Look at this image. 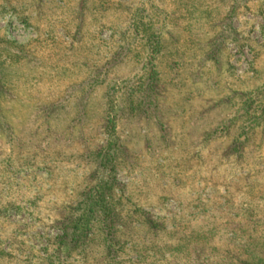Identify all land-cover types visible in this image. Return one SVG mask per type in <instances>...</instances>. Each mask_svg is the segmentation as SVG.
<instances>
[{
  "label": "rangeland",
  "instance_id": "obj_1",
  "mask_svg": "<svg viewBox=\"0 0 264 264\" xmlns=\"http://www.w3.org/2000/svg\"><path fill=\"white\" fill-rule=\"evenodd\" d=\"M0 264H264V0H0Z\"/></svg>",
  "mask_w": 264,
  "mask_h": 264
},
{
  "label": "trees",
  "instance_id": "obj_2",
  "mask_svg": "<svg viewBox=\"0 0 264 264\" xmlns=\"http://www.w3.org/2000/svg\"><path fill=\"white\" fill-rule=\"evenodd\" d=\"M87 222L85 220V216H81L75 223H74V230L78 231V230H83V228H85ZM74 233V232H73Z\"/></svg>",
  "mask_w": 264,
  "mask_h": 264
}]
</instances>
